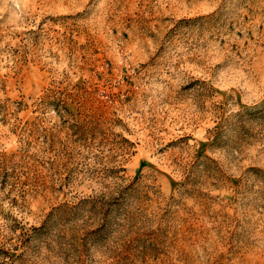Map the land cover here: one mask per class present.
I'll return each instance as SVG.
<instances>
[{"label":"rangeland","instance_id":"obj_1","mask_svg":"<svg viewBox=\"0 0 264 264\" xmlns=\"http://www.w3.org/2000/svg\"><path fill=\"white\" fill-rule=\"evenodd\" d=\"M2 152L6 264H264V0H0Z\"/></svg>","mask_w":264,"mask_h":264},{"label":"trees","instance_id":"obj_2","mask_svg":"<svg viewBox=\"0 0 264 264\" xmlns=\"http://www.w3.org/2000/svg\"><path fill=\"white\" fill-rule=\"evenodd\" d=\"M69 106L70 105H68L66 103V101H64V100H62V104L59 105V108L57 110H59L63 113V118L65 116L71 117L72 110L69 108ZM20 155H21V153L10 154V155H8L4 152L0 153V180L6 181L8 179H13L14 177H16L17 172L15 171V169H16L15 167H18L19 163H18L17 157ZM9 170L11 172H9ZM133 184H135V183H129V184L124 186V188H123V192H125L124 197L131 195V193L135 194L134 193L135 189L133 187ZM116 199L117 198H113L111 200L116 201ZM15 222H16V224H15V226H13V228H11V232H13L14 230L20 229L21 232L23 234H25V230L22 228V225H20V223L16 220H15ZM36 230L37 229H33V231H36ZM17 245H18V243H17ZM4 248H5L4 245L0 244V264H6L7 260L11 258V256L9 255V251L5 250ZM15 248L16 247H14V248L11 247V250L12 249L15 250Z\"/></svg>","mask_w":264,"mask_h":264}]
</instances>
